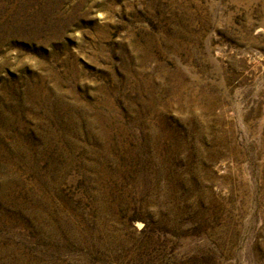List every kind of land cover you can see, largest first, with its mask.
Instances as JSON below:
<instances>
[{"label": "rangeland", "instance_id": "1", "mask_svg": "<svg viewBox=\"0 0 264 264\" xmlns=\"http://www.w3.org/2000/svg\"><path fill=\"white\" fill-rule=\"evenodd\" d=\"M0 264H264V0H0Z\"/></svg>", "mask_w": 264, "mask_h": 264}]
</instances>
